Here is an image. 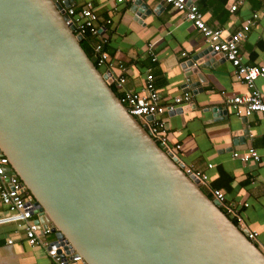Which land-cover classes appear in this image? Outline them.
Here are the masks:
<instances>
[{
    "label": "water",
    "instance_id": "95a60500",
    "mask_svg": "<svg viewBox=\"0 0 264 264\" xmlns=\"http://www.w3.org/2000/svg\"><path fill=\"white\" fill-rule=\"evenodd\" d=\"M72 4L0 0V154L37 222L85 264H264L247 232L128 113L68 24ZM208 52L186 63L184 92L197 93Z\"/></svg>",
    "mask_w": 264,
    "mask_h": 264
},
{
    "label": "crops",
    "instance_id": "0c3cea01",
    "mask_svg": "<svg viewBox=\"0 0 264 264\" xmlns=\"http://www.w3.org/2000/svg\"><path fill=\"white\" fill-rule=\"evenodd\" d=\"M134 1L116 4L115 0H73L72 6L76 9L88 3L93 6L102 27V39L107 41L110 72L123 76V89L140 92L146 77L152 75L160 102L169 104L184 93V71L190 69L186 63L208 51L209 45L183 13L161 0H141L151 11L148 16L135 14ZM189 1L202 12L207 26L221 30L222 40L229 39L258 14L256 24L241 40L239 50L245 65H264V0H241L234 12L230 11L233 0ZM208 59L212 68L200 69L204 81L194 87L197 93L187 92L191 105L179 108L173 115L163 114L161 118L166 122L169 143L181 146L177 151L179 159L205 173L211 189L223 192L226 202L240 213L245 228L258 234L256 244L261 249L264 248V114L236 116L228 100L248 95L253 89L235 79L232 65L222 56L208 52L203 60ZM192 80L195 83L199 79L194 75ZM254 88L264 93V76L255 80ZM213 107L222 109L220 115L212 114ZM225 111L228 119L223 114ZM242 128L249 130L247 137L233 136V132ZM250 148L258 153L259 161L243 163L233 157V153H244ZM208 165L212 167L209 169ZM5 213L6 208L0 202V216ZM8 239L13 243L7 244ZM0 264L51 263L42 246L26 244L23 231L17 226L2 224Z\"/></svg>",
    "mask_w": 264,
    "mask_h": 264
},
{
    "label": "built area",
    "instance_id": "2783aa9c",
    "mask_svg": "<svg viewBox=\"0 0 264 264\" xmlns=\"http://www.w3.org/2000/svg\"><path fill=\"white\" fill-rule=\"evenodd\" d=\"M125 1L133 2V0H115L116 4ZM164 4L169 5L172 9L183 13L187 21L191 22L195 28L200 31L209 45L211 52L220 55L228 61L234 69V77L237 81L246 84L247 87L253 89L248 95L234 96L228 100V104L232 107L236 116H249L259 112L264 114V93L254 88L256 79L264 76V65L247 66L242 62L239 50V44L251 26L255 25L258 14H254L251 19L247 20L242 29L233 34L229 39H221V30L211 28L206 25L203 20V14L199 8L189 0H161ZM62 3V0H58ZM241 0H233L230 4V11L234 12L237 4ZM64 14L69 18L68 24L74 27V33L84 36L89 33L91 36L97 37L99 43L95 46V65L98 69L104 68L105 74H110L112 85H115L122 96L120 101L126 107L128 113L133 116L142 126H145L150 137L177 160L182 165V170L186 176L196 180L200 188L210 196L211 200L216 201L220 209L232 221L236 222L238 228L247 232V238L251 242H257L258 234L255 231H249L245 228L244 221L240 213L232 205L225 200V195L220 190L211 189L209 186L208 176L192 166L184 164L178 157L177 151L180 145H171L166 135V122L162 120L163 114L173 115L183 106L191 105V96L184 92L181 96L174 98L169 104L163 105L160 102V96L153 86V77L148 75L145 84L140 92L123 89L125 79L121 75H114L110 72L108 56L103 52V45L107 43L102 39V27L99 18L93 11L91 4L76 9L73 6L64 8ZM264 12V10H263ZM152 45H149L151 49ZM184 55V54H183ZM110 66V67H109ZM148 118H152L148 120ZM233 157L243 163L250 161H259L258 153L250 148L244 153H233ZM208 165L207 168H211ZM205 192V191H204ZM0 202L6 208V213L0 216V225L14 224L18 229L23 231V238L31 247L42 246L51 264H85L83 259L68 248V244L63 239H58L52 232V225L49 223H38L39 217L34 213V199L26 191L19 177L10 169L9 160L6 156L0 154ZM13 240L8 239L7 244H12ZM257 245V244H256ZM258 247V246H257ZM262 251V250H261ZM264 254V253H263Z\"/></svg>",
    "mask_w": 264,
    "mask_h": 264
},
{
    "label": "trees",
    "instance_id": "16d2710c",
    "mask_svg": "<svg viewBox=\"0 0 264 264\" xmlns=\"http://www.w3.org/2000/svg\"><path fill=\"white\" fill-rule=\"evenodd\" d=\"M99 43V40L97 39V37L95 36H91L89 33H87L84 38L82 39V41L80 42V45L82 47V49L84 50V52L87 54V56L89 58H94L96 56L95 53V46ZM103 52L108 56V52H106V46L105 44L103 45ZM100 70V69H99ZM112 90L114 91V93L118 96V98H120L122 96V91H120L115 85H111ZM169 142V141H168ZM170 144V143H169ZM171 145H177V144H171ZM209 196V195H208ZM210 198V196H209ZM233 223L236 224L235 221H233Z\"/></svg>",
    "mask_w": 264,
    "mask_h": 264
},
{
    "label": "rangeland",
    "instance_id": "374dc122",
    "mask_svg": "<svg viewBox=\"0 0 264 264\" xmlns=\"http://www.w3.org/2000/svg\"><path fill=\"white\" fill-rule=\"evenodd\" d=\"M102 70H103V69H102V68H100V71H101V72H102ZM261 250H262V252L264 253V248H261Z\"/></svg>",
    "mask_w": 264,
    "mask_h": 264
}]
</instances>
